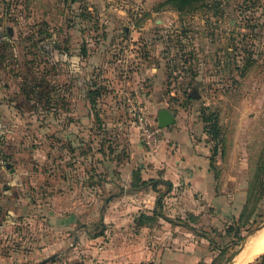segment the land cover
<instances>
[{
    "label": "rangeland",
    "instance_id": "obj_1",
    "mask_svg": "<svg viewBox=\"0 0 264 264\" xmlns=\"http://www.w3.org/2000/svg\"><path fill=\"white\" fill-rule=\"evenodd\" d=\"M0 35V264H226L264 234V0H0ZM190 160L206 179L131 188Z\"/></svg>",
    "mask_w": 264,
    "mask_h": 264
},
{
    "label": "trees",
    "instance_id": "obj_2",
    "mask_svg": "<svg viewBox=\"0 0 264 264\" xmlns=\"http://www.w3.org/2000/svg\"><path fill=\"white\" fill-rule=\"evenodd\" d=\"M201 1H203V0H167V3L169 5H171L173 8H175L176 10L183 11L184 9H187V8L191 7L192 5H194L196 3H200ZM53 49L56 50L57 47L53 46ZM38 87L39 86L37 84H34L33 81L21 85V94H20L21 97H22V94H23L24 97L26 98L25 101H31L32 99L35 98V96H32V95L35 94V92L37 93V95L40 93L39 90H38L39 89ZM196 91H197L196 88H193L191 96L192 95L195 96L196 95L195 94ZM47 92H50V91H47ZM47 92L42 91L40 93V95H41L42 100L45 102V104L49 106L50 105V100L49 99H51V98H50V96L48 94H44V93H47ZM3 104H4V100H2L1 104H0V109L2 111H4V106H7V105H3ZM17 105H18V103L15 104L14 108L17 109V111L18 110L20 111L21 116H25L26 113L23 111V109L20 106H17ZM25 117H26L27 120H22V121H26V124L31 126L32 125L31 115L29 114V115H26ZM1 119H0V124H2L4 122V120H1ZM209 121H213V123L211 125V131H212L213 136L217 137L218 134H219V128H218L217 123H216V121H217L216 120V116L214 114H212L211 117H207V118L204 117V122H209ZM36 122H37V124H35V125L39 126L40 128L51 129L52 124H49L50 122H48V121L46 122L45 120L42 119V120H37ZM60 133H61L60 130H56L54 133H51V134L46 133L45 135L49 136L50 138H52V137L53 138H56V137L61 138V136H60L61 134ZM158 185H164L166 187V192H170L172 187H173L171 182L166 181V180H162V179L161 180H159V179L158 180H156V179L142 180L140 178V175L138 173H136V175L133 177V182L131 184V188L134 191H141L145 187L151 186L152 189L155 190V189H157ZM159 204H160V201L158 200L157 201V205H159ZM17 212H18V216L19 217H22L24 215L23 212H19V211H17ZM33 214H34L33 209L32 210L31 209H27V212H26L25 215L26 216H32ZM145 215L146 214H141L140 217L137 219V221H136L137 222V224H136L137 227H141V226L144 225L143 220H148V219L152 218L149 215H146V216ZM8 217L6 219L7 221H8V219L10 220V218H12L13 216H8ZM41 217H46L47 218L48 214L44 213V214L41 215ZM153 217L163 218L162 214H159V213H154ZM150 220H152V219H150ZM258 259H260V262H257ZM250 264H264V254L259 256L255 260V263L253 262V263H250Z\"/></svg>",
    "mask_w": 264,
    "mask_h": 264
},
{
    "label": "crops",
    "instance_id": "obj_3",
    "mask_svg": "<svg viewBox=\"0 0 264 264\" xmlns=\"http://www.w3.org/2000/svg\"><path fill=\"white\" fill-rule=\"evenodd\" d=\"M2 90H3V86L0 85V104H1V101L4 99V98H1ZM0 111L3 112L1 109ZM3 117L5 118V114L0 115V119ZM164 137L171 138V134L168 133L167 131L166 132L164 131ZM175 163H174L175 164L174 166L172 165L168 166V168L166 169L165 175H164L165 180L171 182V184L173 183L176 184L182 180L191 181V182H195V180L201 181L202 178L206 179L207 175L209 174V166L207 163L203 164L202 160H198V161L190 160V161H187L186 164L181 161L180 162L177 161ZM198 184H200V182ZM50 215L48 214V217H51ZM120 215H121L120 217L125 216V214H120ZM241 252L238 258L240 257ZM46 253L47 251H44V255H46ZM46 257L42 258L41 260L36 261L34 264H62L59 262V258H60L59 255H57L56 260L52 256H49V258H46ZM97 257H99V259L97 260V264H117L116 262L110 261V260L106 262L107 261L106 258H110L108 254H99L97 255ZM238 258L236 260H238ZM117 261L119 264L129 263V262H123L122 259L120 260L118 259ZM177 264H181V262H178Z\"/></svg>",
    "mask_w": 264,
    "mask_h": 264
},
{
    "label": "built area",
    "instance_id": "obj_4",
    "mask_svg": "<svg viewBox=\"0 0 264 264\" xmlns=\"http://www.w3.org/2000/svg\"><path fill=\"white\" fill-rule=\"evenodd\" d=\"M137 129L139 131V138L143 145L152 150L157 144L158 129H151L144 118L139 114L137 116ZM3 158L0 150V166H3Z\"/></svg>",
    "mask_w": 264,
    "mask_h": 264
},
{
    "label": "water",
    "instance_id": "obj_5",
    "mask_svg": "<svg viewBox=\"0 0 264 264\" xmlns=\"http://www.w3.org/2000/svg\"><path fill=\"white\" fill-rule=\"evenodd\" d=\"M175 123V117L166 109H162L158 112L157 114V125L158 128L160 129H164V128H168L170 126H172ZM10 167V164H6V168L8 169ZM14 169H11L10 173H13ZM246 244V240L243 241L240 245V247L238 248V250H236L231 257L228 259V262L226 264H234L236 258L238 257V255L240 254V252L242 251L243 247Z\"/></svg>",
    "mask_w": 264,
    "mask_h": 264
},
{
    "label": "bare ground",
    "instance_id": "obj_6",
    "mask_svg": "<svg viewBox=\"0 0 264 264\" xmlns=\"http://www.w3.org/2000/svg\"><path fill=\"white\" fill-rule=\"evenodd\" d=\"M263 244L264 234L259 237V240L248 243L245 247H243V255L240 257L239 261L236 264H248L252 262L257 256L263 253Z\"/></svg>",
    "mask_w": 264,
    "mask_h": 264
}]
</instances>
